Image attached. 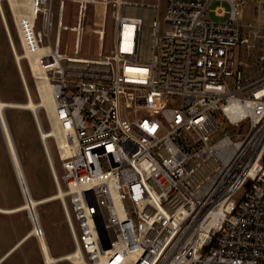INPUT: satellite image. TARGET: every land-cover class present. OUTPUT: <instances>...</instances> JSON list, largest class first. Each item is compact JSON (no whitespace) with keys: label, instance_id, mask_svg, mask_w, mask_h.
Listing matches in <instances>:
<instances>
[{"label":"built area","instance_id":"1","mask_svg":"<svg viewBox=\"0 0 264 264\" xmlns=\"http://www.w3.org/2000/svg\"><path fill=\"white\" fill-rule=\"evenodd\" d=\"M90 5L103 22L84 57ZM27 13L85 262L264 264V0H32Z\"/></svg>","mask_w":264,"mask_h":264},{"label":"rangeland","instance_id":"2","mask_svg":"<svg viewBox=\"0 0 264 264\" xmlns=\"http://www.w3.org/2000/svg\"><path fill=\"white\" fill-rule=\"evenodd\" d=\"M22 7H18V13L25 8V1L16 0ZM21 8V9H20ZM1 9L5 13L9 31L4 26L1 18ZM90 5L84 21V35L82 40L81 56L95 57L99 51V35L93 29L94 23L101 24L99 16L101 8ZM11 5L8 0H1L0 4V98L6 102L26 103L29 100L26 87L19 71L15 51L11 46L10 35L19 55L24 50L17 30ZM77 5L72 4L67 23L76 22L75 13ZM251 12V11H250ZM249 14V10H245ZM111 20L106 23L104 47L111 44ZM63 43L73 47L74 37L71 33H65ZM20 65L25 76L31 99L38 104L37 113L21 107H6L5 120L16 148L18 157L23 167L26 181L32 198L39 202L45 198H51L58 191L59 176L61 175V160L58 153L57 142L54 138H47L44 142L43 132L51 129L45 107L39 104L40 96L37 92L36 82L30 63L22 58ZM55 171V173H54ZM57 176V178H56ZM26 203L20 182L14 169L12 157L7 145L4 132L0 123V208L13 210ZM37 214L43 228L50 250L54 256L73 252L76 245L66 218V204L63 199H51L46 203L36 205ZM32 218L26 209L5 213L0 211V257L8 251L28 232L32 231ZM38 237V236H37ZM39 239V238H38ZM1 264H44L36 237H30L16 251H14ZM58 264H72L63 261Z\"/></svg>","mask_w":264,"mask_h":264},{"label":"bare ground","instance_id":"3","mask_svg":"<svg viewBox=\"0 0 264 264\" xmlns=\"http://www.w3.org/2000/svg\"><path fill=\"white\" fill-rule=\"evenodd\" d=\"M8 1L10 2V5H11V9H12L11 12H13L15 23L17 26V30H18V33L20 36L21 44H22V47L24 50L23 55H19L17 53V51L15 50V45H14L13 39L10 35L11 46L13 47V50L15 51V56H16V60H17L18 65H20V60L22 58L27 59L30 63V67H31L33 74L38 78L36 85H37V92L40 96L39 104L41 107L46 108L47 116H48V119H49V122L51 125V129L49 131H47V132L42 131L44 142H46L47 137H51V138H54L56 140L59 148H63L64 137L62 134V130L60 128V124L57 121V119L55 118L54 100L50 94L48 83L45 80H39V74L41 72V66L38 63V60H39V54L42 53L44 51V49H40V50H38V52H34L28 46V43H27V41H26L22 31H21V27H20V16L22 14H28L27 12L32 8V0H23V1H25V8L22 10L20 15L18 13V7H22L23 3L21 4L19 1H16V0H8ZM0 4H1V0H0ZM1 18H2V21L4 23L5 28L7 29L8 33L10 34L8 22H7V19L5 18V13L3 12L2 9H1ZM29 96H30V94H29ZM8 106L9 107H21V108L27 109L31 112H34V113H37L36 110L38 109V104H36V102H34L31 99V97L29 98V100L26 103H23V104L6 102L0 98V123L2 126V130L4 132V135H5L6 142L8 143L7 145L9 147L10 155L12 157L13 165H14L18 180L20 182L24 198L26 200V203L23 204L22 206H20L19 208L13 209V210H5V213L20 211V210H24V209H26L30 212V215H31V218H32V221L34 224L33 230L30 234L38 236L39 241H40L41 251L44 255V258H45L47 264H54V263L59 262V261H71V263H74V264H87L83 258L82 250L78 246L75 247V250L73 252L67 253V254L60 256L58 258H55L50 254L48 244L46 242L45 237L43 236V229H42V226H41L38 214H37L36 205L46 203L47 201H49L51 199H64V192L61 188H58V191L54 195H52L51 198H45L39 202L35 201L32 198L28 183L26 181V176H25L23 167L21 165V162H20V159L18 157L16 148H15L13 140L11 138L5 117L3 115V111ZM61 155H62V157L65 156L63 151H61ZM54 173H55V171H54ZM56 178H57V176H56ZM26 238H28V236L25 237V239ZM25 239H23V240H25ZM23 240H21V241H23ZM18 245L15 248H17Z\"/></svg>","mask_w":264,"mask_h":264},{"label":"crops","instance_id":"4","mask_svg":"<svg viewBox=\"0 0 264 264\" xmlns=\"http://www.w3.org/2000/svg\"><path fill=\"white\" fill-rule=\"evenodd\" d=\"M13 162V161H12ZM15 169V168H14ZM16 172V171H15ZM19 208V207H18ZM1 209V208H0ZM17 209V208H16ZM0 211H2V212H5V210L3 209H1ZM33 222V221H32ZM32 226L34 227V224L32 223ZM43 229V228H42ZM33 230V229H32ZM32 231H30V232H28L25 236H23L18 242H16L8 251H6L1 257H0V264L1 263H3L14 251H16L25 241H27L30 237H36L37 238V241H38V244H39V250H40V253H41V255H42V258H43V261H44V264H47V262H46V260H45V258H44V255H43V253H42V251H41V246H40V241H39V239H38V237L36 236V235H32V234H30ZM43 234H44V231H43ZM28 236V238H26L25 239V237H27ZM44 236H45V234H44ZM23 239H25V240H23ZM45 239H46V237H45ZM21 240H23V241H21ZM46 242H47V239H46ZM19 244V245H18ZM47 244H48V242H47ZM18 245V247L17 248H15L16 246ZM48 247H49V245H48ZM15 248V249H14ZM13 250V251H12ZM49 250H50V247H49ZM75 250V249H74ZM73 250V251H74ZM68 252H66V253H64V254H61V255H58V256H54L53 254H52V252H51V250H50V254L53 256V257H55V258H58V257H60V256H63V255H65V254H67ZM60 262H63V261H59V262H56V263H54V264H58V263H60ZM70 263H71V261H69ZM72 264H74V263H72Z\"/></svg>","mask_w":264,"mask_h":264},{"label":"water","instance_id":"5","mask_svg":"<svg viewBox=\"0 0 264 264\" xmlns=\"http://www.w3.org/2000/svg\"><path fill=\"white\" fill-rule=\"evenodd\" d=\"M19 71H20L21 77H22V79H23L24 85H25V87H26L27 94H28V96H29V90H28V87H27V83H26L25 76H24V74H23V71H22L21 65H19ZM29 98H30V96H29ZM3 115H4V111H3ZM4 117H5V115H4ZM7 144H8V143H7Z\"/></svg>","mask_w":264,"mask_h":264}]
</instances>
